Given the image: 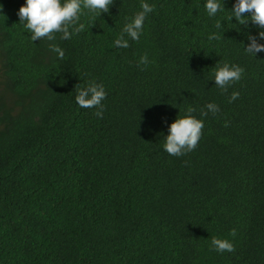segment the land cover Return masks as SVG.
Segmentation results:
<instances>
[{"label":"trees","instance_id":"obj_1","mask_svg":"<svg viewBox=\"0 0 264 264\" xmlns=\"http://www.w3.org/2000/svg\"><path fill=\"white\" fill-rule=\"evenodd\" d=\"M148 2L144 36L117 49L141 0L85 11L79 36L35 45L16 15L25 0H0V264H264V52L244 51L257 28L227 20L235 0L211 19L205 0ZM219 61L245 68L227 92L211 81ZM93 79L108 93L103 119L75 104ZM209 102L220 113L201 117ZM189 106L204 135L172 157L168 125ZM213 237L235 253L211 251Z\"/></svg>","mask_w":264,"mask_h":264},{"label":"clouds","instance_id":"obj_2","mask_svg":"<svg viewBox=\"0 0 264 264\" xmlns=\"http://www.w3.org/2000/svg\"><path fill=\"white\" fill-rule=\"evenodd\" d=\"M115 0H25V3L16 13L19 24H22L25 31L29 33V39L33 45L34 42L47 40L54 41L59 34L62 41H70L79 36L84 30L85 25L81 22V17L85 11L96 17L108 14ZM204 11L208 18H217L219 13L224 12V0H205L203 4ZM228 11V10H227ZM0 12H3V6L0 5ZM155 5L150 4L148 0H141L140 11L133 16L126 18L121 31L113 41L117 49H128L130 42L139 43L145 34V24L150 15L154 14ZM227 20L231 23L233 20L238 25L247 26L249 23L256 26L257 35L249 34L248 44L244 46V51L256 57L258 53L264 52V0H235L232 10ZM248 15H245V14ZM224 22L216 19L215 28L220 30L224 28ZM221 37L218 32H213L208 39L219 40ZM49 51L55 54L56 61H62L65 58V50L59 45L50 43ZM154 61L149 59L145 53L141 55L136 63V67L141 71L147 70ZM213 73L214 86L227 92L229 88L234 87L245 76V68L239 64L220 61L215 65ZM108 93L102 83H97L95 79L90 80L84 87H79L75 95V104L80 109L94 110L93 114L99 118H104L106 109L105 101ZM240 98L238 91H233L228 102L233 103ZM221 111L220 106L214 102L204 105L201 110V117H207L210 114L216 116ZM180 112V109H179ZM196 109L189 106L181 118H177L168 125V134L164 139L163 151L172 157H183L188 153L194 152L204 135V119H198L194 113ZM167 124V121H164ZM229 122H225L224 127H228ZM233 240L237 236L236 229L229 234ZM233 240L227 238L221 239L213 237L210 242V250L218 254L235 253L236 248Z\"/></svg>","mask_w":264,"mask_h":264}]
</instances>
